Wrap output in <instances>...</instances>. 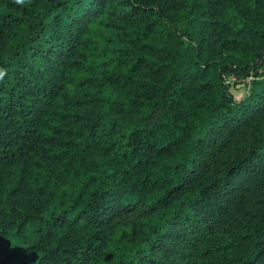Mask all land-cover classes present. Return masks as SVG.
<instances>
[{"label": "trees", "instance_id": "obj_1", "mask_svg": "<svg viewBox=\"0 0 264 264\" xmlns=\"http://www.w3.org/2000/svg\"><path fill=\"white\" fill-rule=\"evenodd\" d=\"M0 264H264V0H0Z\"/></svg>", "mask_w": 264, "mask_h": 264}, {"label": "rangeland", "instance_id": "obj_2", "mask_svg": "<svg viewBox=\"0 0 264 264\" xmlns=\"http://www.w3.org/2000/svg\"><path fill=\"white\" fill-rule=\"evenodd\" d=\"M231 81L230 83V90L233 93L234 97L239 100L242 98L246 93V88L244 87L243 83H238L237 85H234Z\"/></svg>", "mask_w": 264, "mask_h": 264}, {"label": "clouds", "instance_id": "obj_3", "mask_svg": "<svg viewBox=\"0 0 264 264\" xmlns=\"http://www.w3.org/2000/svg\"><path fill=\"white\" fill-rule=\"evenodd\" d=\"M16 3H23V0H16Z\"/></svg>", "mask_w": 264, "mask_h": 264}]
</instances>
